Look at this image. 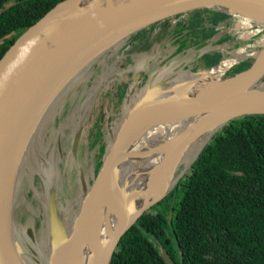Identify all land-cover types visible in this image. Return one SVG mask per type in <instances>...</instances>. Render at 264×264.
Masks as SVG:
<instances>
[{"label":"water","instance_id":"water-1","mask_svg":"<svg viewBox=\"0 0 264 264\" xmlns=\"http://www.w3.org/2000/svg\"><path fill=\"white\" fill-rule=\"evenodd\" d=\"M202 9L228 15L231 20L226 24L239 39L219 48L211 40L193 46L191 50L199 56L221 52L222 58L214 67L202 70L194 64L185 67L184 61L176 63V58L165 61L162 52L168 49L164 42L168 36L154 29L152 34H161L162 40L155 36L150 57L132 62L133 66L139 61L144 65L158 63V67L147 75L143 86L139 74L135 77L141 94L128 102L123 117L109 121L104 129L105 137L112 140L97 161L99 166L91 168L86 176L80 172L77 156L80 145H89L86 129L90 117L82 112L79 124L62 142L64 150L62 143L54 145L58 158L64 156L62 165H58L59 161H44L50 171L45 176L46 183L36 173L32 178L38 143L42 147L61 109H66L78 91L79 81L82 83L85 76L90 77L95 71L102 79L108 77L103 67L117 61L121 64L123 51L133 35ZM248 58L253 60L250 67L227 75L228 70ZM226 60L232 62L226 65ZM220 68V75L213 76V71ZM102 90L101 87L94 92L92 104H96ZM244 116H264V0L57 3L22 33L0 59V264H57L61 248L66 249L62 264H69L74 250L84 243L85 234L99 248L89 264H110L125 233L183 178H176V170L187 151L203 136L204 142L196 149L190 169L208 139ZM171 124H177L176 134L163 133L164 139H151L134 151V161L140 164L120 165L136 140L153 128ZM98 143L103 146L101 141ZM166 145L171 152L156 164L154 175H150L144 188L138 179L146 176L148 169L152 172L153 164L143 168L142 160H150L154 152ZM145 147L148 150L144 151ZM176 150L180 153L175 154ZM35 178L44 183L40 191L36 190ZM73 180L79 182L80 191L71 206L70 214L75 215L69 222L61 213L54 186L65 181L67 190L72 191ZM34 192L38 205L31 203ZM35 214L39 215L37 221ZM161 254L166 264H176L162 249ZM81 257L79 252L74 264Z\"/></svg>","mask_w":264,"mask_h":264},{"label":"trees","instance_id":"trees-1","mask_svg":"<svg viewBox=\"0 0 264 264\" xmlns=\"http://www.w3.org/2000/svg\"><path fill=\"white\" fill-rule=\"evenodd\" d=\"M63 0H0V59ZM174 196L171 198V196ZM125 233L110 264H264V116L228 123L175 192Z\"/></svg>","mask_w":264,"mask_h":264},{"label":"rangeland","instance_id":"rangeland-1","mask_svg":"<svg viewBox=\"0 0 264 264\" xmlns=\"http://www.w3.org/2000/svg\"><path fill=\"white\" fill-rule=\"evenodd\" d=\"M192 14H194V13H192ZM192 14H189V15H192ZM227 20H231V18L228 16V17H226V21ZM226 26H227L226 28L230 27L229 25H226ZM184 32L187 33L188 31L185 30V31H183V33H178V32L174 33L175 36H171L172 34H170L168 32L169 35H168L167 39L164 41L166 44L168 43L167 44L168 49H167L166 53L162 52L163 53V59H165V61H167V60H170L171 58H176V63H178L180 61L181 62L184 61L185 67H188L187 65H189V64L190 65L194 64L195 66H197L196 61L200 56L197 53V51H193L191 49L189 50L188 48H191V47L189 45L187 46L186 43L182 42L180 37L182 36L181 34H184ZM165 34H167V33H165ZM212 55H213L214 60L216 58L221 57V54L218 52H214ZM123 62H124V64L126 63L125 60ZM252 63H253V60L248 58V59L238 63L237 65L233 66L228 71L227 75H231V76L235 75L236 73L241 72V71L247 69L248 67H250ZM173 64H175V63H173ZM121 65H122V63L120 64V62L117 61L116 63H114L113 65H111L109 67H103L104 68L103 73L108 75V77L105 76V77H103V79L100 78L99 71H95L93 73V75H91L90 77H89V75L85 76L83 78L84 81H82V83H80L81 81H79V83H78L79 86L77 87L78 91L74 93L75 95L72 96V100H69L70 103L68 106H66V109H64V110L61 109V111L59 113V118L56 120L55 126L52 127L53 129H52L51 133L49 134V136L48 135L46 136L45 142L42 144V147H40V144L38 143L37 148H40V149H38L39 153H38L37 157L35 158V160H33V166H34L36 171H33L31 173L32 178L35 176L34 174L36 173V175H38L41 178V180L46 183L47 178L45 176L50 171L46 170L47 163L44 164L43 163L44 161L48 162V160L50 159L51 161H49V162H52L54 164L55 162L59 161L58 165H62L64 156H63V158H60V157L58 158V151L56 150V146H54L55 143L59 144V143H62L63 141H66L68 139V135L70 134V132L74 131L77 124H79L77 121L79 120L78 117H79V115H81L82 112H87L90 116L89 122H88V127L86 129V132L88 131L89 125L92 122L91 119H95V113L93 112L95 105L91 103L94 92L98 91V89L101 87L103 89H108V87H109L108 84H110L112 81H115L116 78L120 77V75L125 70V67H123ZM128 66H130L128 69L133 72V78L137 77L138 74L142 75L140 82H141V85L143 86L147 75H150L153 71H156V68L158 67V63L151 64V65L150 64L148 65L146 63L144 65L143 63H141V61H139L137 63V65H135V66H133V65L132 66L128 65ZM209 66H210L209 64L204 65L201 69L202 70L208 69ZM136 85H137L136 82H133V81L128 83L127 88L124 90V93H122V95L120 96L119 103L115 108L117 111L115 110L116 112H114V114H113L114 116L118 113L119 116L123 117L122 116L123 113L128 108L127 107L128 102L134 101V99L137 98L141 94L142 89L136 87ZM114 86L115 85H113L112 88ZM117 86H118V84H117ZM82 104L86 105V107L84 109L82 107L80 109V106ZM76 107H77V109H76ZM78 107H79V110H78ZM120 119H122V118H120ZM120 122H121V120L117 121L116 126H119ZM106 126H107V123L103 122V125L101 126V128L97 132L96 136H94L91 140L89 139L88 134H87V139L89 142V143L88 142L87 143L89 145H87V146L84 144L80 145L81 152L79 151L80 153L77 156V162L79 163L80 172L82 175H85V176H86V174L88 175L91 168H93L95 165L99 166L97 161H99V159L102 158L103 152L105 151L104 149L106 147L108 148L110 143H111L112 139L105 137L106 132L104 129L106 128ZM99 141H101L100 144L103 146L100 147V145L98 143ZM207 141L210 143L212 140L208 139ZM64 143H62L63 144L62 145L63 150L65 148ZM196 145H197V150H198V148L201 146V144L200 145L196 144ZM54 148H55V152H54ZM51 149H52V155L50 154ZM63 150H62V152H63ZM195 154H196V152L193 155H191V158L189 160H188V158H185L179 164V166L176 170V178H179V177L181 178L182 176H184L188 173L189 165L193 161ZM49 156H50V158H49ZM93 158H94V160H93ZM61 173H62V171H60V174ZM77 176L78 175L76 174V177ZM82 177L83 176H81V178ZM60 178H61V176H60ZM35 180H36V178H35ZM180 180L181 179H179V181ZM78 183L79 182L73 180V182H72L73 190L72 191L67 190L65 181L64 182L62 181V184L58 183L54 186L55 187L54 192H56L55 194H56V196H58L57 199H59L58 205L61 208V213H62L63 217H64L63 213H65V215H66L65 217H68L69 222L72 221V216L75 215V214H70V213L72 212L71 206L74 205V201L77 197L76 194H78L80 191V187H79ZM43 185H44L43 182L37 181V183H36L37 189L36 190L40 191V188L42 189ZM175 186H174V188H175ZM174 188H172L171 191H174L173 190ZM23 191L24 190L22 189V192ZM170 192L167 195H165V197H167L170 194ZM33 196H34V197H32L33 201H31V203L38 205L39 200L36 198L35 192H34ZM80 200H81V198H79V201ZM79 201H76L77 202L76 210L79 208ZM35 205H33L34 208H35ZM66 209L68 210L69 214H67V212L65 211ZM21 215H26V214H20V216ZM38 216H39L38 214L34 215L35 221H37ZM21 219H22V217H21ZM21 219L19 218V221H21Z\"/></svg>","mask_w":264,"mask_h":264},{"label":"flooded vegetation","instance_id":"flooded-vegetation-1","mask_svg":"<svg viewBox=\"0 0 264 264\" xmlns=\"http://www.w3.org/2000/svg\"><path fill=\"white\" fill-rule=\"evenodd\" d=\"M226 17L228 16L225 15L224 13L202 9L195 12L192 15L183 14L181 16H175L173 18H170L162 24V27L167 33L165 34L166 37L169 35L168 32L172 34L171 36H175L174 33L177 32L183 33V31L187 30L188 32L187 33L184 32V34H181L182 36L180 38L182 42L186 43L187 46L189 45L191 47L188 49H192L193 46H196L202 42L209 40L216 41L217 38L219 37V36L217 37L219 32L217 26L221 25V23L224 24L226 22ZM152 30L153 27H151V32ZM227 40L228 39L226 38L219 39V44H222L224 41ZM126 50L123 51V53H125ZM163 52L166 53L167 50L165 49L163 50ZM217 52L221 54V57L216 58L215 60L213 59V55H212L214 52L201 55L196 61V65L199 68L197 66L195 68L201 69L204 65L207 64L210 65L208 69L214 67L222 58V53L219 51ZM124 60L126 62L125 64L123 62ZM121 61H122L121 62L122 66L125 67L123 73L120 75V77L116 78L115 81H112L110 84H108L109 85L108 89H103L98 95L93 111L95 113V119H91L92 122L90 121L91 124L89 125V129L87 131L90 140L94 136H96L97 132L103 125V122H106L108 124L109 121L116 120L119 117L118 113L115 116L113 114L114 112L117 111L115 108L119 103L120 96L122 95V93H124V90L127 88L128 83H130L131 81L136 82L135 78H133V72L128 69L130 67L128 65L134 64L132 62L133 60L131 61L130 56L127 55V56H123ZM191 65L189 64L187 66L189 67ZM195 68H193V70H195ZM141 76L142 75H139L138 77L139 81L141 80ZM113 85L115 86L112 88ZM175 188L173 189L174 191H171L167 197H170V195H172V193L175 192ZM173 196L174 194L171 196V198ZM160 202H158L152 207H156V206L160 207L158 205Z\"/></svg>","mask_w":264,"mask_h":264},{"label":"bare ground","instance_id":"bare-ground-1","mask_svg":"<svg viewBox=\"0 0 264 264\" xmlns=\"http://www.w3.org/2000/svg\"><path fill=\"white\" fill-rule=\"evenodd\" d=\"M230 62H232V61L226 60L225 64L228 65ZM221 71H222L221 68L215 69L213 71V76L220 75ZM176 125H174V124L162 125V126H158L156 128L151 129L150 131H148V133L145 134V137L143 136V138L136 140L131 145V147L128 151L129 155H127L128 158H126L125 160H121L120 165L122 166L126 162H130V163L134 162V163L140 164V161H134V158L132 156V154H134V151L139 149V148H142L145 144H147V142H150L151 139H164V137L162 135L163 133H170L172 135L176 134L178 132ZM156 134H159V135H156ZM197 141L198 142L196 144H198V145L203 143L204 142L203 136H201L200 139ZM196 144L193 147H191L190 150L187 151V153L185 154L183 159L188 158V160H189L191 158V155H193L197 149ZM145 150H148V148L145 147L144 151ZM170 152H171V147L166 145L165 148H161L157 152H154L153 157H151L150 160H148V159L142 160L143 164L141 166L143 168L146 167L148 164H153L152 165L153 167L151 168L152 172H150V169H148L145 172L146 176L138 179V182L140 183V185H142L144 188H146V186H147L146 183L149 181L150 175L151 176L154 175V169L157 167L156 164L159 163V161H162L165 158V156H167ZM177 153H180V150H176L175 154H177ZM171 155H172V153H171ZM137 167H138V165H137ZM160 181H161L160 182V185H161L163 180H160ZM104 226H106V225L104 224ZM104 229H106V228L104 227ZM97 234H98V236L100 235L99 232ZM90 240H91V237L89 236V234H85L84 243L81 245L80 248L78 247L74 250L73 254L70 257V263L69 264L75 263L76 256L79 252H80L82 257H81V259H78V261H77L78 264H89V260L92 256V254H95L96 252H98V249H99L98 247H96V243L93 240H91V241ZM65 257H66V249L61 248L60 253L58 255V260H57L58 263L57 264H62L65 261Z\"/></svg>","mask_w":264,"mask_h":264},{"label":"crops","instance_id":"crops-1","mask_svg":"<svg viewBox=\"0 0 264 264\" xmlns=\"http://www.w3.org/2000/svg\"><path fill=\"white\" fill-rule=\"evenodd\" d=\"M227 22L228 20L224 24L221 23V26L220 25L217 26V29L219 31L217 37L219 36L218 37L219 39H222V38L228 39L227 41H224L222 44H219L218 38L216 41H212V43H214V45L217 48H219L218 46L223 45L226 42L235 43L239 40L233 36V33L231 32L232 30L230 28H226L227 27L226 25H228L226 24ZM154 29H155V32H158L159 30L162 31L161 33L165 32L164 28L162 27V24L153 27V30ZM155 36H157L158 38L162 40L161 34H152L151 28L133 35L127 42V50L124 53V56L129 55L130 58L132 57L131 60H134V59L142 60V61L145 59L147 60L151 55V52H152L151 49L156 44V42L154 43Z\"/></svg>","mask_w":264,"mask_h":264}]
</instances>
